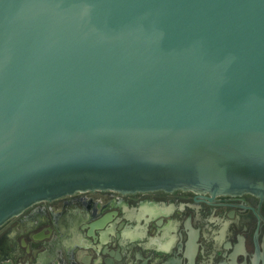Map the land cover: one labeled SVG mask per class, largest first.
Returning a JSON list of instances; mask_svg holds the SVG:
<instances>
[{"label":"water","instance_id":"1","mask_svg":"<svg viewBox=\"0 0 264 264\" xmlns=\"http://www.w3.org/2000/svg\"><path fill=\"white\" fill-rule=\"evenodd\" d=\"M88 189L264 195V0H0V225Z\"/></svg>","mask_w":264,"mask_h":264},{"label":"flooded vegetation","instance_id":"2","mask_svg":"<svg viewBox=\"0 0 264 264\" xmlns=\"http://www.w3.org/2000/svg\"><path fill=\"white\" fill-rule=\"evenodd\" d=\"M0 264H264V195L75 191L2 223Z\"/></svg>","mask_w":264,"mask_h":264}]
</instances>
